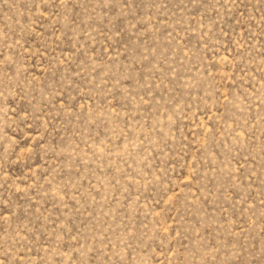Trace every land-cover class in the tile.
<instances>
[{
	"label": "rangeland",
	"instance_id": "rangeland-1",
	"mask_svg": "<svg viewBox=\"0 0 264 264\" xmlns=\"http://www.w3.org/2000/svg\"><path fill=\"white\" fill-rule=\"evenodd\" d=\"M0 264H264V0H0Z\"/></svg>",
	"mask_w": 264,
	"mask_h": 264
}]
</instances>
